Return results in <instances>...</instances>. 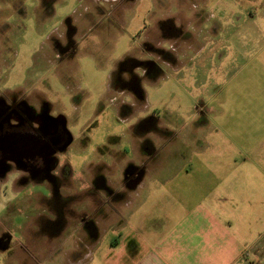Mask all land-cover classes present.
Masks as SVG:
<instances>
[{"label":"rangeland","instance_id":"obj_1","mask_svg":"<svg viewBox=\"0 0 264 264\" xmlns=\"http://www.w3.org/2000/svg\"><path fill=\"white\" fill-rule=\"evenodd\" d=\"M14 99L62 115L72 141L58 192L21 188L9 163L0 264H122L102 220L148 155L142 199L161 203L264 169V0H0V103Z\"/></svg>","mask_w":264,"mask_h":264},{"label":"crops","instance_id":"obj_2","mask_svg":"<svg viewBox=\"0 0 264 264\" xmlns=\"http://www.w3.org/2000/svg\"><path fill=\"white\" fill-rule=\"evenodd\" d=\"M145 162L149 166L136 187L131 186L127 172V185L118 190V204L104 213L102 232L107 226L116 231L108 242L109 258L120 252L122 264H264V169L233 168L215 173L219 183L200 194L197 201L172 204L161 203L160 194L153 199L152 192L142 199L147 180L156 172L150 164H160L161 158L148 155L142 164ZM19 174L23 188L31 180ZM169 195L166 192L168 199ZM91 225L88 236L99 240L102 227Z\"/></svg>","mask_w":264,"mask_h":264},{"label":"flooded vegetation","instance_id":"obj_3","mask_svg":"<svg viewBox=\"0 0 264 264\" xmlns=\"http://www.w3.org/2000/svg\"><path fill=\"white\" fill-rule=\"evenodd\" d=\"M9 136H30L41 141L37 144L39 148L19 151L22 154V157H19L14 149L1 147L3 140L8 139ZM68 138L69 131L64 125L52 126V120L43 109L40 112L33 110L23 99H14L10 103L2 101L0 103V163L5 160L2 166L7 169L0 174V179L9 175L11 172L9 163H11L18 168V172L23 173L26 180L49 181L51 185H55L59 178H62L59 176L60 172L56 170L59 165L58 154L67 148L64 145ZM143 170L144 168L140 167L128 171L132 182ZM54 189L58 192L60 187L55 185Z\"/></svg>","mask_w":264,"mask_h":264},{"label":"water","instance_id":"obj_4","mask_svg":"<svg viewBox=\"0 0 264 264\" xmlns=\"http://www.w3.org/2000/svg\"><path fill=\"white\" fill-rule=\"evenodd\" d=\"M48 113H47L48 118L52 120V126H54V125L56 126L57 124H63L64 127L66 128L65 118L62 115L53 117V116H50ZM10 137H12L14 139H12ZM40 141L41 140L37 141L30 136H16V137L9 136L8 139L3 140V142L1 143V147L2 148H8V149L12 148L16 152H18L19 157H22V154L19 151L29 149V148L31 150L34 148H39V146L37 144H39ZM71 141H72V137L69 133V138H68L67 142L65 143L64 147H67L71 143ZM4 161L0 163V171H1L0 174L1 173L3 174L6 171V169L2 166L5 163ZM141 178H142V174L140 176H138L136 179H134L132 182V187H136V185L141 180Z\"/></svg>","mask_w":264,"mask_h":264}]
</instances>
